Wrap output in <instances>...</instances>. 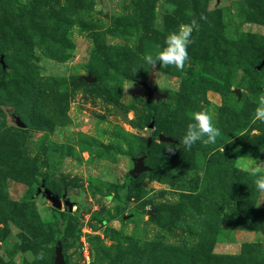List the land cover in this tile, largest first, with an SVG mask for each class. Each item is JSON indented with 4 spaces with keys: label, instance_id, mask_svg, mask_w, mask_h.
I'll return each mask as SVG.
<instances>
[{
    "label": "rangeland",
    "instance_id": "374dc122",
    "mask_svg": "<svg viewBox=\"0 0 264 264\" xmlns=\"http://www.w3.org/2000/svg\"><path fill=\"white\" fill-rule=\"evenodd\" d=\"M261 96L264 0H0V264H264ZM202 110L220 136L186 148Z\"/></svg>",
    "mask_w": 264,
    "mask_h": 264
},
{
    "label": "clouds",
    "instance_id": "9594fccd",
    "mask_svg": "<svg viewBox=\"0 0 264 264\" xmlns=\"http://www.w3.org/2000/svg\"><path fill=\"white\" fill-rule=\"evenodd\" d=\"M198 27L195 19L190 24H181L177 31L170 32L165 37L163 48H158L155 55L149 54L144 57V63L153 69L157 63L160 66H175L176 69H182L188 59V46L193 42L191 34L193 29ZM254 120L264 123V96L259 97ZM219 136L220 129L214 125L212 116L202 110L192 114V122L188 124L180 143L190 148L197 141L205 144L215 143ZM249 171L256 173L259 169L253 167L249 168ZM254 183L258 190L264 192V175H257Z\"/></svg>",
    "mask_w": 264,
    "mask_h": 264
},
{
    "label": "water",
    "instance_id": "95a60500",
    "mask_svg": "<svg viewBox=\"0 0 264 264\" xmlns=\"http://www.w3.org/2000/svg\"><path fill=\"white\" fill-rule=\"evenodd\" d=\"M87 80L93 81L94 79L92 77H87ZM143 85L145 89L147 90L148 93V98L153 100V99H160L163 97L165 94L160 92L156 87L152 88L150 87L146 82H143ZM117 114L120 115V117L123 119L124 122L128 123L129 118L125 114V112L119 108L116 107ZM13 119L15 123L20 126V127H25V123L22 121L20 116L18 115H13ZM159 138L161 140H171L169 137H165L163 135H159ZM146 154H141L137 157L134 158V165L133 168L130 170V176L133 178H137L143 171L147 170L149 167L144 164V159H145ZM44 193L46 197L53 203V205L56 208H61L62 202L59 197H57L51 190L49 189H44ZM67 203V202H66ZM54 264H65L64 259H63V254L61 253V249H58L57 254H56V259Z\"/></svg>",
    "mask_w": 264,
    "mask_h": 264
},
{
    "label": "trees",
    "instance_id": "16d2710c",
    "mask_svg": "<svg viewBox=\"0 0 264 264\" xmlns=\"http://www.w3.org/2000/svg\"><path fill=\"white\" fill-rule=\"evenodd\" d=\"M11 114H12V117H13L14 114H13V113H11ZM127 186H128V185H127ZM128 187H129V186H128Z\"/></svg>",
    "mask_w": 264,
    "mask_h": 264
}]
</instances>
